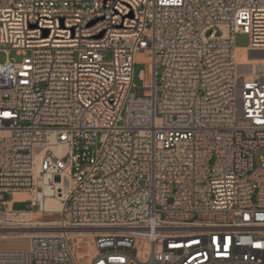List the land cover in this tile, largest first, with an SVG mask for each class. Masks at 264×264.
Wrapping results in <instances>:
<instances>
[{"label":"built area","instance_id":"1","mask_svg":"<svg viewBox=\"0 0 264 264\" xmlns=\"http://www.w3.org/2000/svg\"><path fill=\"white\" fill-rule=\"evenodd\" d=\"M239 33L264 55V0H0L21 56L0 63V237H30L0 264H79V233L88 264H264V62Z\"/></svg>","mask_w":264,"mask_h":264},{"label":"rangeland","instance_id":"2","mask_svg":"<svg viewBox=\"0 0 264 264\" xmlns=\"http://www.w3.org/2000/svg\"><path fill=\"white\" fill-rule=\"evenodd\" d=\"M249 36L246 34L239 33L236 35L235 38V46L238 48H244L249 45ZM8 59H13L20 61L21 56L17 54L16 50H9V51H1L0 52V63L5 62ZM139 63L135 66L134 71V82L137 84L138 87H141L143 85V80L140 78L139 74L141 71L145 72V81L147 83L151 82V74L149 70L148 64H145V58L144 55H139L138 57ZM13 201L14 208L15 209H24L27 208L29 205L31 199L29 193H15L10 197ZM37 208V207H35ZM41 221H47V220H56L59 215L55 214L52 217H43L39 215L38 217ZM33 231H47L52 232L55 229L48 228V229H32ZM31 232V230H29ZM32 231V232H33ZM76 238L75 246L77 248L78 254L81 252L83 254V257H79V264H88L89 260V251L90 249L93 251L92 254H94V247L92 244V240L88 239L84 236L83 241L79 242L77 241V236L74 235ZM30 247V237L27 235L19 234L14 236H7V237H0V251H15V250H28ZM86 256V257H85ZM136 264V263H131Z\"/></svg>","mask_w":264,"mask_h":264},{"label":"bare ground","instance_id":"3","mask_svg":"<svg viewBox=\"0 0 264 264\" xmlns=\"http://www.w3.org/2000/svg\"><path fill=\"white\" fill-rule=\"evenodd\" d=\"M236 53H237V57L238 59L241 61V62H244V63H255L257 61H262L264 62V55H258V54H252V55H247V49L245 48H237L236 49ZM45 206L49 209V210H52V211H59L60 208H61V205L55 201L54 199L48 197L46 202H45ZM39 215H41V213L39 212H36L32 215V217H38ZM50 227H46V228H36V229H48ZM24 234H28L29 230H22ZM33 230H31L32 232ZM41 232H47V231H33V233H41ZM78 238L79 240H82L83 238L81 236H85L87 237L88 239L92 240V235L91 233H79L78 235ZM93 251L90 249L89 251V258L88 260L90 259L91 255ZM79 257H83V254L81 252H79ZM86 257V256H85Z\"/></svg>","mask_w":264,"mask_h":264},{"label":"water","instance_id":"4","mask_svg":"<svg viewBox=\"0 0 264 264\" xmlns=\"http://www.w3.org/2000/svg\"><path fill=\"white\" fill-rule=\"evenodd\" d=\"M48 33H49V31H46V33H45V34H46V35H48Z\"/></svg>","mask_w":264,"mask_h":264}]
</instances>
